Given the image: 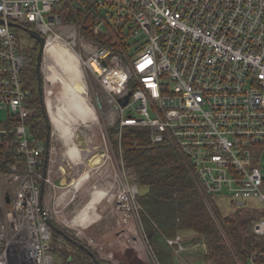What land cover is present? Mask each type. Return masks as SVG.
Segmentation results:
<instances>
[{
  "label": "built area",
  "instance_id": "1",
  "mask_svg": "<svg viewBox=\"0 0 264 264\" xmlns=\"http://www.w3.org/2000/svg\"><path fill=\"white\" fill-rule=\"evenodd\" d=\"M64 1L0 0V110L7 112L0 119V264H54V229L46 217L101 255L94 239L70 224L96 188L107 190L101 210L109 205L107 214L148 248L141 192L123 160L127 125L148 126L156 142L174 138L202 191L259 212L253 230L264 236V0H86L94 33L111 37L110 46L64 20ZM10 22L32 23L45 38L48 151L32 130L36 96L24 81L27 56ZM56 49L77 58L82 96L98 114L95 125L62 116L81 161L52 115L62 102L61 92H52V71L63 70ZM116 124L117 149L109 131ZM168 242L178 245L176 253L185 248L181 234ZM247 264H264V250L253 251Z\"/></svg>",
  "mask_w": 264,
  "mask_h": 264
},
{
  "label": "trees",
  "instance_id": "2",
  "mask_svg": "<svg viewBox=\"0 0 264 264\" xmlns=\"http://www.w3.org/2000/svg\"><path fill=\"white\" fill-rule=\"evenodd\" d=\"M89 7L90 3L86 0H65L60 11L64 20L81 26L84 36L110 46L111 37L94 33V17L90 13L85 14ZM34 28L32 23H23L12 29L18 38L22 32L30 36L28 30ZM38 51L37 45L32 54H26L23 76L26 85L33 89L36 96V110L31 115L33 133L46 139L48 118L42 105V109L38 107ZM109 131L117 147L119 124L109 128ZM121 145L131 180L146 188L139 194L143 207L141 217L159 264H178V245L170 244L168 239L188 231L196 233L192 241L207 246L206 252H202L191 264H247L253 251L264 250V236L255 234L253 230V222L259 217V212L238 209L234 215L222 216L214 197L202 191L192 160L174 138L166 135L156 142L148 126L127 125L122 128ZM240 211L245 218L238 214ZM52 232V248L63 257L61 264H118L99 257L95 252L97 260L75 243V239L67 238L56 230Z\"/></svg>",
  "mask_w": 264,
  "mask_h": 264
},
{
  "label": "rangeland",
  "instance_id": "3",
  "mask_svg": "<svg viewBox=\"0 0 264 264\" xmlns=\"http://www.w3.org/2000/svg\"><path fill=\"white\" fill-rule=\"evenodd\" d=\"M18 38L20 43L23 45V51L25 52V54L28 55L32 54L33 49L37 45L39 46L37 40L34 39L31 35L29 36L22 32L19 33ZM79 86L82 89L81 83H79ZM38 107L42 109L40 95H38ZM135 115H137L136 112ZM6 117H7V112L0 110V119H6ZM89 124L90 122H88V125ZM91 124L94 123H92L91 121ZM78 140L80 141L81 139L78 138ZM81 144L85 145V142L83 141ZM115 149L117 148L115 147ZM57 181L66 182V180L63 181L61 178H58ZM138 188L141 193H143L146 190V188L142 185H138ZM214 199L216 201V205L221 211L222 216L231 215V214L234 215L238 211V209L233 206V204L230 202L228 198L219 195V196H215ZM244 202L253 203L256 205V207H263V203L255 199H245ZM103 204H106L105 200L98 204L99 217L95 220L93 224L89 225L86 229V236H88L89 238L92 237L94 239V244L96 245V248L101 252V254L105 258L115 261L116 263L124 262V260L127 261L128 258H130V260L127 261V263L129 262L128 264H159L148 242H147L148 248L147 247L145 248V251L147 253L146 254L147 257L145 255L146 259H143L141 257L140 259L139 256L131 257L133 253L137 252V247H138L137 242L130 238L128 231L124 230L122 226H119V224L116 221H114V216L112 215L109 216V214H107V211L110 212L109 205L105 207L103 211L101 210V208L104 207ZM238 214H240L242 218H245V214L242 213V211H240ZM110 219H113L114 221L113 227L106 226L107 222H109ZM195 235L196 233L193 231H188L181 234V236L183 237V244L185 248L179 249V251H177L176 253V257H177L176 260L178 264H185V263L191 264L201 256V253L203 252L202 243H200L199 241L195 242L191 240ZM123 247L126 249V251L123 250ZM120 256H122L123 259ZM62 262H63V257L59 254V252L57 253L55 252L54 264H61Z\"/></svg>",
  "mask_w": 264,
  "mask_h": 264
},
{
  "label": "bare ground",
  "instance_id": "4",
  "mask_svg": "<svg viewBox=\"0 0 264 264\" xmlns=\"http://www.w3.org/2000/svg\"><path fill=\"white\" fill-rule=\"evenodd\" d=\"M54 56L63 67V70H59L58 68L53 69L51 78L56 89H53L52 92L56 91L57 94V91H60L62 102L58 105L57 109L52 106V115L66 139L69 151L74 156L75 160L81 161L80 148L77 140L74 138L70 125L66 124L62 116L67 119H72L76 123H80L81 121L95 122L97 121L98 114L94 107L82 96V91L79 86V83H81L82 71L75 55L71 52L66 53L56 49L54 51ZM59 80L62 81V84ZM96 160L95 158L94 161ZM90 183H92V179L88 181V184ZM77 185H80V181L77 182ZM106 193L107 190H105V188H96L91 194L90 200L79 209L75 217L71 219L72 221L70 224L72 226L79 225L80 229L85 232L88 225L99 217L97 211L98 203ZM139 243L140 241H138L137 244ZM145 255L143 251L140 252L141 258L146 259Z\"/></svg>",
  "mask_w": 264,
  "mask_h": 264
},
{
  "label": "water",
  "instance_id": "5",
  "mask_svg": "<svg viewBox=\"0 0 264 264\" xmlns=\"http://www.w3.org/2000/svg\"><path fill=\"white\" fill-rule=\"evenodd\" d=\"M0 22H3V19H0ZM10 24L12 26H20V24L16 23V22H10ZM30 35L37 40V42L39 43V51H38V54H37V64H36V71H37V75H38V91H39V95H40V101H41V105L43 107V109L45 110L44 108V100H43V75H42V70H41V61H42V53H43V48H44V43H45V38L44 36L36 29H29L28 30ZM128 96H126L125 100L123 101V103H127L128 101ZM45 116L48 118L47 116V113L45 111ZM49 141H50V122L48 121L47 122V135H46V148H47V151H48V147H49ZM44 191V183L42 184V193ZM10 198L9 196H7V201H9ZM46 221L51 225V227L58 231L59 233H61L62 235H64L65 237L67 238H70L72 240H74L75 238L73 236H71L70 234H68L67 232H65L64 229H62L60 226H58L56 223H54L50 217H46ZM73 237V238H72ZM75 243H77L81 248L87 250L93 257H95L97 260L98 258L96 257V254L93 250L92 247H90L89 245H87L86 243L84 242H81L77 239L74 240ZM99 257L101 258H104L102 257L100 254H99ZM104 259H107V258H104ZM115 262V261H114Z\"/></svg>",
  "mask_w": 264,
  "mask_h": 264
},
{
  "label": "crops",
  "instance_id": "6",
  "mask_svg": "<svg viewBox=\"0 0 264 264\" xmlns=\"http://www.w3.org/2000/svg\"><path fill=\"white\" fill-rule=\"evenodd\" d=\"M91 224V223H90ZM106 226H108V227H113L114 226V221H113V219H110L109 220V222H107V224H106ZM130 238L131 239H133V240H135L137 243H138V241H140V243L138 244V247H137V252L136 253H133V255L131 256V257H133V256H139L140 257V252L141 251H143L145 254H147L146 253V251H145V247H144V245H143V242H142V240L137 236V235H135L134 236V238H132L131 236H130ZM126 239H127V237H126ZM123 250L124 251H126V249L123 247ZM102 255V254H101ZM121 258H122V256H120ZM105 258V257H104ZM123 259V258H122ZM109 260V259H108ZM130 260V258H128V260L127 261H129ZM112 261V260H111ZM127 261H125L124 260V262L123 263H125V264H128L127 263ZM133 261V260H132Z\"/></svg>",
  "mask_w": 264,
  "mask_h": 264
},
{
  "label": "flooded vegetation",
  "instance_id": "7",
  "mask_svg": "<svg viewBox=\"0 0 264 264\" xmlns=\"http://www.w3.org/2000/svg\"><path fill=\"white\" fill-rule=\"evenodd\" d=\"M39 44V43H38ZM120 263H123V262H120ZM120 263H118V264H120ZM125 264V263H124Z\"/></svg>",
  "mask_w": 264,
  "mask_h": 264
}]
</instances>
